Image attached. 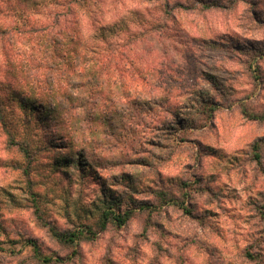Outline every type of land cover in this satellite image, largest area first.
I'll return each mask as SVG.
<instances>
[{
  "label": "rangeland",
  "instance_id": "obj_1",
  "mask_svg": "<svg viewBox=\"0 0 264 264\" xmlns=\"http://www.w3.org/2000/svg\"><path fill=\"white\" fill-rule=\"evenodd\" d=\"M12 1L34 18L52 9L47 0ZM96 1L90 19L115 30L121 20L135 31L136 23L159 16L136 47L147 85L124 83L128 96L118 97L115 85L110 90L123 103L136 100L134 87L142 99L172 110L187 106L177 119L186 126L175 120V129L153 127L158 117L174 122L156 105V114L144 116L149 127L127 116L129 128L94 140L42 132L28 139L18 125L16 140H32L37 149L31 160L0 128V264H46L27 239L44 254L71 257L57 264H264V146L259 160L252 151L264 137V0ZM128 69L122 70L127 79ZM200 95L218 104L212 116L200 112ZM17 107L10 104L13 121ZM53 138L55 147L43 151ZM80 159L84 164L76 166ZM158 189L186 192L193 216L165 205L148 223L140 202L157 203ZM107 198L118 199L121 212H137L122 227L108 224L95 240L80 242L79 255L52 237L50 225L68 230L93 222Z\"/></svg>",
  "mask_w": 264,
  "mask_h": 264
},
{
  "label": "trees",
  "instance_id": "obj_2",
  "mask_svg": "<svg viewBox=\"0 0 264 264\" xmlns=\"http://www.w3.org/2000/svg\"><path fill=\"white\" fill-rule=\"evenodd\" d=\"M47 2L48 5H52V9L42 17L34 18L32 15H26L24 9L12 0H0V68L2 67L0 128L10 145L19 144L21 151L29 160L32 157L30 151L37 150H33L32 140H16L20 135L17 131L18 125L22 127L21 134L28 139L29 137L35 139L39 132H42L44 137L48 134L54 138L61 135L70 140L80 137L81 141L87 137L94 140L98 133L114 135L129 128L128 117L136 120L137 124L143 123L147 128L150 123L144 116L152 112L154 105L168 111L174 122L159 120L158 117L153 127L175 129L177 126L175 120L180 127L186 126L177 119L182 115L181 109H187V106L172 110L169 104L163 105L142 99L140 92L134 87H132L136 97L134 102L123 103L118 98L124 93L125 96L131 94L129 90L125 92V89L132 86L130 85L132 83L138 85L141 80L142 85H147V74L140 73V65L137 63L139 54L136 47L141 39L154 32L161 20L159 16H152L147 21L136 23L139 27L135 31L128 30L127 24L121 20L116 24L118 28L115 30L114 26L107 28L101 25L97 18H93V22L90 19L89 15L92 12L89 7H95L96 0H47ZM165 6L168 7L169 2L165 3ZM95 12L102 15L104 11L99 6ZM8 18H13V22L6 23ZM85 18L91 20L88 25L84 22ZM110 34L122 38L110 39L107 37ZM123 68H129V79L123 75ZM111 85H115L120 95H115L116 91L110 90ZM6 92L10 97L8 99ZM203 100L202 97L198 101L203 105L200 112L207 113L208 117L212 116L209 113L212 114L218 108V104L211 102V105H207ZM12 103H16L20 112L16 121H13L10 115ZM116 116H119L118 121H114L117 119ZM259 117L262 118L264 115ZM59 125L61 126L59 129L64 133L56 131L55 127ZM131 126L134 127L132 124ZM54 138L47 141L48 145L41 149L46 151L52 146L55 147ZM263 146L264 137H259L252 143L256 160L261 158L260 149ZM83 149L81 151H84ZM81 160L75 161L76 166L84 164L80 162ZM27 172H30V168L26 170ZM183 185L188 187L191 184L184 182ZM154 193L157 203L142 201L138 209L146 212L148 223L152 221L151 216L161 212L165 205L193 216L189 204L186 203L188 197L186 192L183 191L178 196L176 193L158 189ZM119 206L118 199L107 198L93 222H80L68 230H58L48 224L50 225L48 229L60 244L73 247L72 255H79L75 247L80 242L95 240L98 233L105 230L108 224L122 227L137 212L134 208L121 212ZM26 242L32 246L33 256L39 262L57 264L71 259L69 256L42 253L33 239H27ZM245 254L251 261L256 258L255 253L251 251H246Z\"/></svg>",
  "mask_w": 264,
  "mask_h": 264
}]
</instances>
